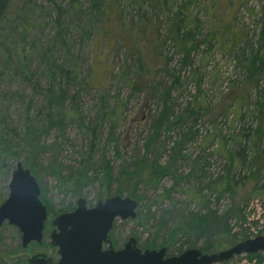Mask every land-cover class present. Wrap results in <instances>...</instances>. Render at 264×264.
I'll list each match as a JSON object with an SVG mask.
<instances>
[{
  "label": "rangeland",
  "instance_id": "374dc122",
  "mask_svg": "<svg viewBox=\"0 0 264 264\" xmlns=\"http://www.w3.org/2000/svg\"><path fill=\"white\" fill-rule=\"evenodd\" d=\"M8 4L0 19V46L11 57L7 63L0 54V137L14 140L18 158L10 150L0 166V203L8 195L15 164L31 162L21 136L26 128L37 129L40 149L34 171L52 214L41 245L30 243L27 249L21 248L17 227L5 222L0 227V264H27V255L40 250L56 257L49 245L51 219L75 207L80 196L92 205L106 197L107 189L108 196L116 195L119 172L133 170L139 159L147 164L144 178L151 164L166 166L169 172L156 182L141 180L120 190L125 196L134 187L132 198L139 200L135 218L115 219L110 234L116 245L133 235L141 247L154 240L156 247L165 246L175 255L188 247L210 245L206 252H214L233 245L220 231L240 240L264 234V125L262 135L257 130L264 120V0ZM57 18L81 68L80 83L62 82L68 95L65 105L78 112L62 129L46 121L47 76L31 49L52 44ZM22 25L28 31L21 41ZM19 52L38 86L15 66ZM50 57L61 62L64 50L54 46ZM183 134L187 136L180 149L174 150ZM226 150L233 153L232 162ZM104 160L110 166L109 183ZM51 167L62 177L85 171L88 181L62 184ZM227 178L234 195L223 190ZM208 211L222 218L208 232H172L192 213ZM259 253L264 258V251ZM245 255L213 264H256Z\"/></svg>",
  "mask_w": 264,
  "mask_h": 264
},
{
  "label": "water",
  "instance_id": "95a60500",
  "mask_svg": "<svg viewBox=\"0 0 264 264\" xmlns=\"http://www.w3.org/2000/svg\"><path fill=\"white\" fill-rule=\"evenodd\" d=\"M41 189L30 169L17 162L8 183V195L0 203V226L7 221L21 232V246L40 243L47 209ZM138 201L128 195H110L88 207L82 196L72 211L57 214L51 224L50 244L57 248L54 264H213L235 255L264 251V234L248 237L214 252L188 247L177 255H166V247L144 248L131 235L119 249L113 247L110 231L116 218L137 216ZM107 247L103 249V245ZM29 264H50L45 253L28 257Z\"/></svg>",
  "mask_w": 264,
  "mask_h": 264
},
{
  "label": "trees",
  "instance_id": "16d2710c",
  "mask_svg": "<svg viewBox=\"0 0 264 264\" xmlns=\"http://www.w3.org/2000/svg\"><path fill=\"white\" fill-rule=\"evenodd\" d=\"M92 1V0H91ZM95 1V0H94ZM143 2V1H142ZM9 0H0V19L4 17V15L7 12L8 6H9ZM92 4H94L92 2ZM96 6V5H95ZM23 12L26 11V7H22L21 6V10L22 9ZM20 10V8H19ZM20 10V11H21ZM30 10L32 11V9L30 8ZM53 25L55 26V34H54V40L52 41V44L49 46H44L41 47V45H37L35 44L34 46L31 47L32 51H36L40 57V60L44 63V71L46 73L47 76V87L45 86V99H46V108H47V112H46V121H48V123L50 125H54L57 126L58 128L62 129L65 124L67 123V121L70 119V117L72 115H76L77 109H72L69 108L65 105V100L67 95V90L64 89V87L62 86V82L64 83H69V82H74V83H80L81 78L79 77L80 75V62H79V57L77 55L74 54V49L73 46L69 45V39L65 37V32H64V28L61 24V22L59 21V19H55L53 22ZM23 26V25H22ZM28 25H26V27L23 26L22 30L19 32L21 41L24 40V37L27 33V28ZM228 30V26H225L223 28V32L224 35L226 33V31ZM176 32H179V28L175 29ZM185 36H187V33L184 34ZM85 36V35H84ZM181 41H185V38L183 37L181 39ZM54 46H58L59 49L64 50V59L61 62H58L56 59H52L50 57V50L53 49ZM0 54L1 55H5L6 60L5 62L7 63H11V57H10V50L3 48L0 46ZM15 56L17 57V61L15 66L18 67L19 71H21L22 76L28 80V82L34 81L33 83L38 86L39 81L37 80H33L34 78V72L30 71L27 68V65L24 63V61L22 60V55L19 52L18 54L16 53ZM50 57V58H49ZM264 62V60H262V63ZM6 64V63H5ZM5 66V65H4ZM2 70V69H1ZM56 77H58V80L56 81ZM61 82V83H60ZM72 98H74V96H72ZM263 110H261V115L264 116V104L261 107ZM109 113H115L114 109H111V111ZM263 125H264V120L260 119L259 121V127H258V131L261 133V135L263 134L262 130H263ZM8 130H10L13 134H15V130L11 129L10 127H8ZM256 130V131H257ZM38 133L39 131L36 130H31L30 128H26L25 131L23 132L22 136H21V147L23 149L28 150V154H31V162H24L23 165L26 166L27 168L30 169V171L35 175V154L38 153L40 146L38 145ZM186 134H183L181 139L178 141H175V149H180L179 147L182 145V142L184 141V139L186 138ZM17 148L16 145L14 144V140L11 141L8 137H0V166H5L4 164V159L8 156H10V150L12 151V156L15 157V159L18 158V153L17 151H15ZM90 148H92V143L90 144ZM227 155H228V160L229 162L233 161V153L231 151L226 150ZM104 164L102 166V170L105 173V182L109 183L112 178L110 175V166H109V162L104 160ZM137 162V166L131 170V171H126V170H121L119 172L118 177L115 179L118 182L119 185V190H117L115 192V194L121 193L120 190H122V188L127 187V186H131L132 184L135 186V184L139 181H145L146 183H149L151 180L153 181H157L160 177V175H163L167 172H169V168L167 169L166 166H159L156 164H151L152 169L150 174L148 175V177L144 178L145 176H143V172L145 170V168L147 167L146 162H144L142 159H139L136 161ZM140 165H142V167H140ZM51 170L55 173V176L57 178L60 179L62 184H67V183H72L73 186L78 185L80 182H87L88 181V177L87 174H85L86 172H79L78 174H76L74 177H62L60 175V171L56 170L54 167H51ZM260 171V170H259ZM36 177V175H35ZM37 178V177H36ZM38 179V178H37ZM132 185V186H133ZM233 184H231V181L227 178L226 182L223 186V190H227L229 192H231L232 195H234V187L232 186ZM221 189V188H220ZM133 191H134V187L131 189H127L126 195L128 196H133ZM106 196L109 195V191L108 189L105 192ZM40 198L42 199L43 203L46 205L47 207V212L48 215L52 214L51 209L48 206V202L45 201L43 199V194H40ZM136 200H139L138 198H136ZM73 207L71 208H67V209H63L60 210L59 212H57V214L62 213V212H66L71 210ZM230 213H232L233 215H235V212L233 209H230ZM215 212L213 211H208L206 214H200V213H192L190 219L188 222L184 223L181 225V223H179L177 226L174 227L173 229V233L174 232H181V230H185L187 232H190L191 230H198L200 234H204L205 232H208V230L210 229V227L213 225H218V221H221L222 218H218L217 215L214 214ZM48 224L45 223V229L47 230ZM184 232V231H183ZM182 233V232H181ZM219 233H221L222 235H220ZM219 236L221 238H229V240L232 241L233 244H235L236 242L240 241V239L234 237L232 234L229 233V231H226V233H222V231L218 232ZM220 238V239H221ZM170 239V238H169ZM243 240V239H241ZM167 244L166 242H163L161 245H165ZM157 244H155V241L152 240L150 243H148L147 245L144 246V248L147 247H156ZM210 245H207L206 247L200 248L203 252L208 251ZM247 257V259L249 261H253L255 260L256 264H262L264 262V258L260 255L259 252H255V253H247L245 255Z\"/></svg>",
  "mask_w": 264,
  "mask_h": 264
},
{
  "label": "flooded vegetation",
  "instance_id": "af4514ba",
  "mask_svg": "<svg viewBox=\"0 0 264 264\" xmlns=\"http://www.w3.org/2000/svg\"><path fill=\"white\" fill-rule=\"evenodd\" d=\"M12 171H13V170H12ZM12 171H11V174H12ZM31 173H32V172H31ZM11 174H10V177H11ZM32 174H33V173H32ZM33 175H34V174H33ZM34 176H35V175H34ZM36 179H37V178H36ZM9 181H10V179L8 180V183H9ZM37 181H38V180H37ZM8 183H7V186H8ZM4 200H5V199H4ZM4 200H3V201H4ZM41 200H42V199H41ZM42 202H43V201H42ZM93 205H94V204H92V205H87V206L90 207V206H93ZM45 206H46V205H45ZM74 208H75V207H73V208H72L71 210H69V211H72ZM46 209H47V207H46ZM66 212H67V211H66ZM55 216H56V215H55ZM47 218H48V212H47ZM47 218H46V220H47ZM52 219H53V218H52ZM52 219H51V220H52ZM46 220H45V222H44V229H45V223H46ZM5 222H7V221H5ZM5 222H3L2 225H3ZM7 223H8V222H7ZM2 225H1V226H2ZM50 225H51V229H50V231H49V233H48L49 236H50V233H51L52 229L54 228V227L52 226V224H51V221H50ZM1 226H0V227H1ZM17 229H18V228H17ZM44 229H43V236H44L45 232L47 231V230H44ZM18 231H19V229H18ZM19 233H20V239H21V232L19 231ZM109 234H110V233H109ZM130 236H131V235H130ZM110 237H111V234H110ZM42 239H43V237H42ZM49 240H50V237H49ZM111 240H112V243H113V247H114L115 249H119V248H121V247L123 246V244L125 243V242H124L122 245L119 246V245H116V243L114 242V239H113L112 237H111ZM126 240H127V239H126ZM41 242H42V241H41ZM41 242H40V243H37V242H33V241H32V242H30L31 244H30V243H29V244H30V245H33V244H40V245H41ZM20 245H21V243H20ZM27 245H28V244H27ZM49 245L51 246L50 241H49ZM51 247H54V246H51ZM106 247H107V244H104V245H103V249H105ZM140 247H141V246H140ZM21 248H22V249H27L28 247H26V248L24 247V248H23V247L21 246ZM54 248L56 249V254H57L56 257H53V256L49 255L48 253L42 251V250H40V251H36V252L33 251L32 254H31L30 256H32L33 254H36V253H41V252H43V253H45L48 257L51 258V263H50V264H54V263L59 259V255H58V252H57V248H56V247H54ZM141 248L144 249V247H141ZM150 248H152V247H150ZM153 248H155V247H153ZM180 253H181V252H180ZM178 254H179V253H178ZM166 255H170V254H168L167 251H166ZM175 255H177V254H175ZM30 256L27 255V261H26L27 264H29V262H28V257H30Z\"/></svg>",
  "mask_w": 264,
  "mask_h": 264
}]
</instances>
